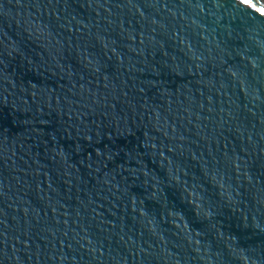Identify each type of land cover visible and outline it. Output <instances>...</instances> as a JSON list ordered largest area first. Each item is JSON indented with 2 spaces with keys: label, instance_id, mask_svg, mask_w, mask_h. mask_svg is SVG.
I'll return each mask as SVG.
<instances>
[{
  "label": "water",
  "instance_id": "obj_1",
  "mask_svg": "<svg viewBox=\"0 0 264 264\" xmlns=\"http://www.w3.org/2000/svg\"><path fill=\"white\" fill-rule=\"evenodd\" d=\"M0 264H264V0H0Z\"/></svg>",
  "mask_w": 264,
  "mask_h": 264
}]
</instances>
